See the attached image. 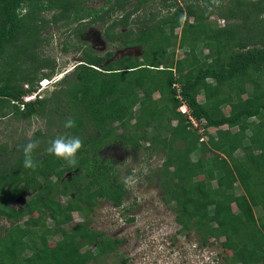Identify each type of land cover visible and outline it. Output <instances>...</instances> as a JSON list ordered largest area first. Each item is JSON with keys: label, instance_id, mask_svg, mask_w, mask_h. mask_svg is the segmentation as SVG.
<instances>
[{"label": "trees", "instance_id": "16d2710c", "mask_svg": "<svg viewBox=\"0 0 264 264\" xmlns=\"http://www.w3.org/2000/svg\"><path fill=\"white\" fill-rule=\"evenodd\" d=\"M87 1L0 0V118L57 126L31 138L39 141L35 170L23 167L28 138L0 143V264H129L115 257L123 238L88 226L99 199L119 206L127 194L119 164L102 154L113 146L164 153L153 173L180 233L197 234L202 246L220 241L222 264H264V0ZM107 20V42L140 46L142 59L108 61L110 51L62 41L63 51L83 52L80 63L21 108L22 96L55 72L42 31L51 23L78 38ZM182 102L198 127L177 110ZM59 135L80 137L75 165L47 153ZM73 212L84 221L73 223Z\"/></svg>", "mask_w": 264, "mask_h": 264}, {"label": "rangeland", "instance_id": "374dc122", "mask_svg": "<svg viewBox=\"0 0 264 264\" xmlns=\"http://www.w3.org/2000/svg\"><path fill=\"white\" fill-rule=\"evenodd\" d=\"M105 1L88 0L85 5L98 8ZM148 1V5L151 4V1ZM181 3H183L182 0ZM165 11L163 10V12ZM143 12V10H139L136 14L141 16ZM51 13L45 12L44 17L50 18ZM117 14L120 13L116 12L113 17ZM132 18H135V15ZM210 20H214L218 25H224V20L222 18L218 20L215 14L211 15ZM108 23H110V20H107L106 23L89 24L88 28L86 27L78 38L74 35L71 36L68 31L64 33L63 26H54L51 23L45 31H42V38L49 39V42L42 46V55L55 60L56 68L52 74V76H55L53 77L55 81L70 73L73 66L79 63L78 61L81 60L82 55L81 51L72 49L63 51L62 41L68 40L69 43L92 49L94 53L99 55H103L108 51L112 52L117 58H119L118 55H132L130 48H122L117 42L114 44L107 42L103 36V30ZM135 27L138 29V26ZM116 29L123 31L126 28L119 27ZM179 30L175 29V32L178 33ZM137 48L139 51L142 49L140 46ZM207 51V49H204L205 54ZM25 54L23 52L21 55ZM176 54L179 56L183 53L177 49ZM136 55L131 57L142 59L140 53ZM52 84L47 87L50 90L45 89V95L51 91ZM223 109L228 112L227 106H224ZM37 130L49 135L57 130V126L54 121L49 123L46 119L39 117H33L26 121L12 120L10 117L0 118V143H14L12 140L17 137L20 140L23 136L28 139L34 138L33 136ZM237 153L240 154L241 152L237 151ZM102 154L103 156L112 157L114 163L119 164V177L131 178L129 183L126 184L127 194L122 204L116 206L106 199H99L88 222V226L94 230L104 232L111 237L123 238L124 241L118 247L119 255H115L116 259L124 256L130 259L128 260L129 264H222L223 249L220 241L202 246L197 234L192 232L190 235H184L178 231L180 224L176 221L173 205L162 199V191L158 184L157 175L153 173L161 166L165 157L163 152L148 156L140 149L136 151L133 148L124 149L113 146L111 148L105 147ZM195 156L193 154L192 157ZM127 169L130 172L126 174ZM66 176H69V173ZM63 199L64 197L60 198V200ZM23 201L24 198L19 196L14 200L13 205L17 207ZM233 208H236V206L233 205ZM259 211V209H255L257 215ZM72 216L73 223L85 219L75 212ZM128 217H132V220L128 221ZM3 222L0 221L1 224ZM3 224L7 225V222ZM49 239L50 244H53V240L57 239V236ZM90 248H93V246ZM112 258L113 256L107 262L110 263Z\"/></svg>", "mask_w": 264, "mask_h": 264}, {"label": "clouds", "instance_id": "9594fccd", "mask_svg": "<svg viewBox=\"0 0 264 264\" xmlns=\"http://www.w3.org/2000/svg\"><path fill=\"white\" fill-rule=\"evenodd\" d=\"M211 18V16H210ZM220 18H218L219 20ZM80 63V61H78ZM78 64V63H77ZM75 64V65H77ZM73 66V69L75 67ZM53 77L55 76H49L41 78L37 85L35 86V90L25 94L22 96V103L20 104L21 108L23 107L24 102H30L35 100L36 98H42L45 93V89L53 83L54 85L58 80H60L63 76H61L58 80H54ZM54 80V81H53ZM51 85V86H52ZM27 86V84H25ZM50 89H47V91ZM27 95H33L32 98L29 100H24L23 97ZM180 112V111H179ZM75 126L74 120L69 117L64 122L65 128H73ZM39 146V141L29 139L28 142L24 145H22V152H23V167L26 169H32L35 170V168L38 166L37 161L33 157L34 150ZM82 147V141L80 137L78 136H71V135H59L56 138L50 140L46 151L50 155H54L57 158L63 159L67 161L70 165L76 164V154ZM131 178H128L125 180V183H129Z\"/></svg>", "mask_w": 264, "mask_h": 264}, {"label": "built area", "instance_id": "2783aa9c", "mask_svg": "<svg viewBox=\"0 0 264 264\" xmlns=\"http://www.w3.org/2000/svg\"><path fill=\"white\" fill-rule=\"evenodd\" d=\"M173 86L178 90L177 92L179 93V87L177 84H173ZM179 95V94H178ZM33 95H27L25 97H23L24 100H29L30 98H32ZM178 111H180L181 113L185 114L187 116V118L189 119V121L193 124V126L198 127L200 125L199 122H197L193 116L190 113L189 108L187 107V105L182 102L179 107L177 108ZM203 121V120H202Z\"/></svg>", "mask_w": 264, "mask_h": 264}, {"label": "flooded vegetation", "instance_id": "af4514ba", "mask_svg": "<svg viewBox=\"0 0 264 264\" xmlns=\"http://www.w3.org/2000/svg\"><path fill=\"white\" fill-rule=\"evenodd\" d=\"M84 21V20H83ZM84 22H86V21H84ZM88 28V27H87ZM121 47V46H120ZM138 46H127V47H122V48H130L131 49V56H137L136 54L137 53H140V51H139V49L137 48ZM83 52H81V54H82ZM107 53V52H106ZM126 56V55H125ZM128 56H130V55H128ZM118 57L119 58H122L123 56L122 55H118ZM114 58H117L116 56H114L113 54H112V56L108 59V61H111V60H115ZM119 58H117V59H119ZM106 62H104L102 65H104Z\"/></svg>", "mask_w": 264, "mask_h": 264}]
</instances>
